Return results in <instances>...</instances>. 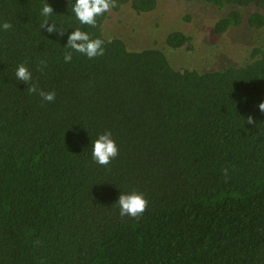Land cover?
<instances>
[{
  "label": "trees",
  "instance_id": "16d2710c",
  "mask_svg": "<svg viewBox=\"0 0 264 264\" xmlns=\"http://www.w3.org/2000/svg\"><path fill=\"white\" fill-rule=\"evenodd\" d=\"M74 2L0 0V25H12L0 28V264H264V47L243 64L177 69L160 48L106 38L109 12L81 25ZM45 3L63 35L40 29ZM127 3L143 13L157 0L111 10ZM242 20L233 9L214 31ZM247 21L261 27L264 15ZM76 28L105 40L104 55L65 63ZM165 45L189 48L191 36L172 30ZM20 64L53 102L15 79ZM106 131L118 155L101 166L91 149ZM132 191L148 207L122 217L115 201Z\"/></svg>",
  "mask_w": 264,
  "mask_h": 264
},
{
  "label": "rangeland",
  "instance_id": "374dc122",
  "mask_svg": "<svg viewBox=\"0 0 264 264\" xmlns=\"http://www.w3.org/2000/svg\"><path fill=\"white\" fill-rule=\"evenodd\" d=\"M233 9L241 12L242 22L216 33V21ZM255 11L264 15V8L252 4L239 7L216 6L201 0H157L153 10L136 13L127 3L108 13L102 30L106 38L119 37L132 50L162 49L174 68L209 71L246 63L255 47H264V24L253 27L247 21ZM172 30L189 34L191 47H167L165 37Z\"/></svg>",
  "mask_w": 264,
  "mask_h": 264
},
{
  "label": "clouds",
  "instance_id": "9594fccd",
  "mask_svg": "<svg viewBox=\"0 0 264 264\" xmlns=\"http://www.w3.org/2000/svg\"><path fill=\"white\" fill-rule=\"evenodd\" d=\"M117 6V0H75V2L72 3L71 12L74 13L76 20H78L81 25L96 27L97 17L110 12L112 8ZM53 12V8L48 3L42 6L41 15L44 19L40 23V29L42 28L48 33L63 35L65 28L61 25L57 28V22L54 20H52V23H48V18ZM0 28L7 31L12 28V25L8 22H4L0 25ZM108 42H110V40ZM105 43L106 41L103 39L91 38L87 31L81 30L80 28L73 29V31L67 35L66 46L71 51L65 52L63 56L64 62L68 63L72 61L73 52L82 54L89 59L102 56L105 52ZM46 64V60L40 61L41 71ZM14 76L17 81L24 82L27 85V91L30 94H38L47 102H53L55 100V92H45L39 88L37 83L33 82L32 73L25 64L17 66ZM257 107L261 113H264V100H261ZM246 120L248 124L256 123L251 115L247 116ZM111 137V132L106 131L99 134L92 142V159L101 166H108L118 155V147ZM224 171L225 175H227V170L225 169ZM115 202L119 207V215L122 217L129 216L138 218L143 215L148 207V201L144 198L143 194L136 191L120 193Z\"/></svg>",
  "mask_w": 264,
  "mask_h": 264
}]
</instances>
